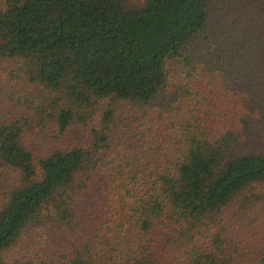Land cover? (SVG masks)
Segmentation results:
<instances>
[{"label": "trees", "instance_id": "trees-1", "mask_svg": "<svg viewBox=\"0 0 264 264\" xmlns=\"http://www.w3.org/2000/svg\"><path fill=\"white\" fill-rule=\"evenodd\" d=\"M0 58V264H264V0H0Z\"/></svg>", "mask_w": 264, "mask_h": 264}, {"label": "rangeland", "instance_id": "rangeland-1", "mask_svg": "<svg viewBox=\"0 0 264 264\" xmlns=\"http://www.w3.org/2000/svg\"><path fill=\"white\" fill-rule=\"evenodd\" d=\"M17 63V59H10V58H0V71L4 70V69H8V68H13ZM80 131H76L74 130L71 134L72 139L80 140ZM12 177H14L13 174H11ZM4 177V174L3 176ZM240 224V225H239ZM235 225V226H234ZM244 225L240 223H234V218L228 216L227 218V223L225 225V228L223 230V234L225 236V238L227 239L228 245L229 247H232L235 249V245L240 243V236L242 234V230L244 229ZM251 229L247 230V233H244V235L246 236V238H248V236L250 235ZM247 241V239L245 240V242Z\"/></svg>", "mask_w": 264, "mask_h": 264}]
</instances>
